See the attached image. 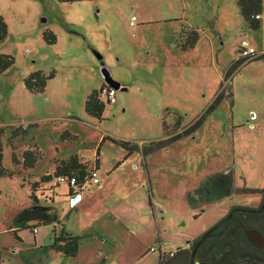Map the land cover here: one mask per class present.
Masks as SVG:
<instances>
[{
  "label": "rangeland",
  "instance_id": "1",
  "mask_svg": "<svg viewBox=\"0 0 264 264\" xmlns=\"http://www.w3.org/2000/svg\"><path fill=\"white\" fill-rule=\"evenodd\" d=\"M260 14V27L250 29L236 0H0L7 25L0 54L14 58L0 73V145L7 170L0 175V264H158L161 251L165 264H173L181 257L171 258L175 250L190 249L231 208H258L264 188V57L234 68L222 96L208 103L242 39L264 52V0ZM44 30L56 35L54 43L43 39ZM194 35V48L182 50ZM37 70L54 76L43 92H30L23 79ZM106 73L120 86L113 103L100 95L104 108L96 118L85 111V100L100 90ZM12 126L25 128L24 137L10 138ZM180 129L188 132L149 149L152 140ZM65 130L70 137L62 135ZM104 136L98 156L102 187L84 191L89 207L80 197L73 208L67 183L42 177L53 176L55 160L69 153L92 165ZM118 140L144 142L151 153L148 175L137 153L111 170L124 153ZM32 143L41 157L24 169L21 153ZM223 170L234 175L230 195L189 200L188 192ZM51 205L58 223L36 232L19 228L17 237L8 231L19 212L28 208L26 215L36 216L41 206L55 212ZM246 223L260 226L256 217ZM54 227L57 234L65 227L82 236L76 256L48 247Z\"/></svg>",
  "mask_w": 264,
  "mask_h": 264
},
{
  "label": "trees",
  "instance_id": "2",
  "mask_svg": "<svg viewBox=\"0 0 264 264\" xmlns=\"http://www.w3.org/2000/svg\"><path fill=\"white\" fill-rule=\"evenodd\" d=\"M61 2H73L77 0H59ZM236 3L239 7L240 14L242 16L244 25L246 28L257 29L260 27V19L255 18L256 13L261 12L262 0H236ZM7 35V25L4 21V18L0 16V43L5 39ZM43 39L48 43H54L56 40V35L49 30L42 31ZM190 42L188 46L181 45L182 49H189L194 46L196 41V35L190 37ZM264 57V52L260 55ZM257 56L251 60L257 59ZM244 60L235 59L230 64V69L237 67ZM14 63V58L8 54H0V73L9 68ZM54 76V72L48 74L43 73L41 70H37L28 74L24 79V85L31 92H42L45 88L46 82L48 79ZM223 92L220 91L216 96L215 100L211 104L213 106L217 100L222 96ZM85 111L96 118L101 116V113L104 108L103 102L100 100L99 91H92L85 100ZM203 118V116H202ZM198 122V121H197ZM11 131L10 138H14L17 134H24L26 129L18 126ZM162 127L164 129V121L162 120ZM188 131L186 129L179 130L168 136L165 139L152 140L150 142L149 149H153L159 146L164 145L165 142L176 140V138L184 135ZM4 133V127H0V136ZM108 138V136L103 137ZM113 141H116L113 139ZM120 145L127 150V154H130L134 150L138 149L136 143H132L128 140H118ZM143 154H147L146 146H142ZM39 153L37 150L26 149L22 152V164L25 168H30L36 162ZM2 147L0 145V175L7 174V170L2 164ZM13 160L19 163V160L15 155H13ZM98 156L96 155L95 161L97 162ZM87 164L82 163L78 160L76 156H70L66 160H61L56 167L54 175H45L42 177V181H47L53 177L61 174L67 173L70 175L77 176L79 181H83L84 177L87 175ZM37 186H35L36 188ZM235 190L234 184V175L229 170L217 171L216 173L210 175L208 178L203 180L192 192H188V198L190 201L195 202L199 197V200L211 201L215 198H222L230 195ZM250 190V189H243ZM31 199L34 202H37V198L32 195ZM30 210L26 208L25 212H19L13 219V224L15 229L31 227L37 228L36 225L50 224L57 220L56 213L50 210L47 206H41V212L36 215L27 216ZM246 216L256 217L260 223V226H256L264 233V204L257 213H246ZM29 221H35L33 224H29ZM243 227H247L246 220L241 218H234L227 223L224 221H219L213 226V232L209 237L198 247L197 257L201 260L211 262L213 264H264V250L256 248L247 240V237L243 231ZM13 230V232L15 231ZM15 233V232H14ZM17 237V235L15 234ZM80 236L72 235L69 233L58 234L53 237V243L49 245V248L57 252H61L67 256L76 255L79 244ZM193 247V242L190 249L187 248H178L171 254V258L174 256H181L179 259H175L173 264H183L186 263L189 259L190 251ZM165 253L160 257L158 264H165ZM172 264V263H171Z\"/></svg>",
  "mask_w": 264,
  "mask_h": 264
},
{
  "label": "crops",
  "instance_id": "3",
  "mask_svg": "<svg viewBox=\"0 0 264 264\" xmlns=\"http://www.w3.org/2000/svg\"><path fill=\"white\" fill-rule=\"evenodd\" d=\"M260 19H261V14H260ZM192 48H194V46L192 47ZM192 48H189V49H192ZM182 49V48H181ZM188 49V50H189ZM182 50H186V49H182ZM251 61V60H250ZM239 66V65H238ZM229 67H230V65L225 69L226 71H228V69H229ZM236 68V67H235ZM231 70V71H230ZM229 70V72H226L225 73V75H223L222 77H221V81H223V83L221 82L220 83V87H219V89L218 90H216V92H215V94H214V96H212L211 97V99H210V102L208 103V105L209 104H211V103H213V101L215 100V98H216V96L218 95V93L220 92V91H222L223 93H224V88H225V86H226V84L228 83H230V81H231V78H232V76H231V74L234 72V68H232V69H230ZM233 70V71H232ZM46 86V85H45ZM31 92V91H30ZM43 92V91H42ZM255 116V113H253L252 114V116L251 117H254ZM5 125V124H4ZM4 125H2V126H0V127H3ZM15 127H17V128H19L18 126H12L11 128L13 129V128H15ZM163 128V127H162ZM181 130V129H180ZM163 131H164V129H163ZM24 134H17V136H15L14 137V139L15 138H19L20 139V137H22ZM62 135L63 136H68V137H70V133L67 131V130H65L63 133H62ZM168 136H170V135H164L162 138H158V139H154V140H160V139H165V138H167ZM24 137V136H23ZM105 137V136H104ZM17 140V139H16ZM104 141V139H103V137L101 138V141H100V144L99 145H97V148H96V155L97 156H99V148H100V145L102 144V142ZM15 142V141H14ZM138 142V144L136 143V142H134V143H136L139 147H138V149L137 150H134L133 152H131L130 154H127V150L124 148V147H122V149L124 150V153H122V154H120L117 158H115V160H114V162L112 163V169L111 170H116V169H119V167L121 166V165H123L126 161H129L131 158H132V156H136L135 154L137 153L139 156H140V159H139V161H140V163L143 165V167H144V169H145V171L147 172V175L149 174V163H148V158H149V156H150V154H143V152H142V146H143V144H144V142H142V140H138L137 141ZM26 149H31V150H37L38 151V153H39V156H38V158L36 159V162H37V160L38 159H40V157H41V152H40V150H39V148H38V146L37 145H35V144H30V145H28V147L27 148H25L24 150H26ZM23 150V151H24ZM22 151V152H23ZM59 152V151H58ZM153 152V151H152ZM21 156H22V153H21ZM70 156H76L77 158H78V160L80 161V162H82V163H86L87 164V168L90 170V168L91 167H93V166H96L97 168H98V171H100L99 169H100V160H99V157H98V160H97V162L94 160V162L92 163V165H91V161L90 160H85V159H83V158H81V157H79L78 155H77V153L75 152V153H69L66 157H59V158H57L56 160H55V170H56V167H57V165L59 164V162L61 161V160H66V159H68ZM96 157V156H95ZM36 162L34 163V165L32 166V167H30V168H25L24 167V169H32L34 166H35V164H36ZM131 164L133 165V168H136L137 167V163H136V161H134V160H131ZM87 169V170H88ZM88 170V171H89ZM62 174V173H61ZM46 175H51V173H48V174H46ZM147 180L149 181V179L147 178ZM93 185L91 184V185H89V186H87L86 188H84V190L82 191V195H83V193H84V191H87L88 189H90V188H92L93 190H94V188L92 187ZM97 186L98 187H102V182H101V180H100V178H99V182H98V184H97ZM69 193H70V188L68 187V195H69ZM81 195V196H82ZM81 199H82V197H81ZM150 199V198H149ZM85 199H82V200H80L81 201V204H83V202H84V206H87V207H89L90 206V202L89 201H84ZM151 200V199H150ZM79 201V202H80ZM52 202V201H51ZM78 202V203H79ZM86 202V203H85ZM78 203H77V205H78ZM51 206H53V205H51ZM151 206H153V204L151 205ZM54 207V210H55V213H56V217H57V220H55L54 222H52V223H58L59 221H60V219H59V216H58V214H57V211H56V209H55V206H53ZM75 208L77 207L76 205L74 206ZM73 207V208H74ZM114 217V216H113ZM13 221V220H12ZM12 224H13V222H12ZM9 225L8 226V231H10V232H12L13 234H15L16 233V235H17V230L18 229H15V225L13 224V225ZM38 226H40V225H36V227L38 228ZM15 229V233L13 232V230ZM53 231H54V234L55 235H58L57 233H56V228L54 227L53 228ZM36 232V231H35ZM66 234V233H69V234H72V235H77V236H79L78 234H73V233H71V232H69V231H67L66 229H65V227H62V229H61V231L59 232V234ZM15 236V235H14ZM16 237V236H15ZM53 237H54V235H53ZM80 237H82V236H80ZM158 238H159V240H160V236H158ZM79 249V248H78ZM176 251V250H175ZM78 252V251H77ZM172 252V251H171ZM76 255H77V253H76ZM76 255H74V256H76ZM67 256V255H66ZM73 256V257H74ZM159 258H160V253H159Z\"/></svg>",
  "mask_w": 264,
  "mask_h": 264
},
{
  "label": "built area",
  "instance_id": "4",
  "mask_svg": "<svg viewBox=\"0 0 264 264\" xmlns=\"http://www.w3.org/2000/svg\"><path fill=\"white\" fill-rule=\"evenodd\" d=\"M255 18H260V13H256ZM136 16L131 15V21L130 24H135ZM263 52L258 53L255 47H253L249 41L242 39L238 45L236 46V54L237 59H243V60H250L257 56H260ZM100 95H103L105 97L106 102L113 103L115 102V88H113L111 85H109L106 81L101 85L99 90V97ZM98 168L96 166L92 167L87 175L84 177L83 181H79L77 179V176L70 175L67 173H62L57 176H55L56 182H66L68 187L70 188V206L73 207L78 200L81 197L80 191H83L84 188L91 184H98L99 177H98ZM37 228H33V231H36ZM153 249V248H152ZM154 250V249H153ZM160 257L164 254L162 251L159 252Z\"/></svg>",
  "mask_w": 264,
  "mask_h": 264
},
{
  "label": "water",
  "instance_id": "5",
  "mask_svg": "<svg viewBox=\"0 0 264 264\" xmlns=\"http://www.w3.org/2000/svg\"><path fill=\"white\" fill-rule=\"evenodd\" d=\"M106 82L111 85L113 88H119L120 82L113 79L109 74L106 73ZM125 89V87H122ZM249 208H245L244 210H248ZM250 210V209H249ZM213 230V227L208 229L206 232H204L200 237H198L193 242V247L190 251L189 259L186 263L183 264H213L211 262L201 260L197 257V249L198 247L209 237ZM245 234L248 238V241L255 247H263L264 248V235L261 233L260 230L256 228H248L245 229Z\"/></svg>",
  "mask_w": 264,
  "mask_h": 264
},
{
  "label": "flooded vegetation",
  "instance_id": "6",
  "mask_svg": "<svg viewBox=\"0 0 264 264\" xmlns=\"http://www.w3.org/2000/svg\"><path fill=\"white\" fill-rule=\"evenodd\" d=\"M264 204V188H263V190H262V201H261V205L258 207V208H253V207H247V206H237V207H233V208H231L229 211H228V214H227V216L224 218V219H222V220H220V221H224L225 223H227L228 221H230V220H232V219H234V218H236V219H238V218H243L244 220H246V219H249V218H251L250 216H246V213H256V211H257V213L259 212V210L261 209V207H262V205ZM245 208H249L248 210H244ZM248 228H256V229H258L256 226H251V227H243V231H244V233H245V229H248ZM258 230H260V229H258ZM261 231V230H260ZM212 232H213V230H212ZM211 232V233H212ZM261 233L264 235V233L261 231ZM246 235V234H245ZM247 237V236H246ZM247 240H248V238H247ZM251 244V243H250ZM257 248V247H256ZM259 249L260 250H264V248L263 247H259Z\"/></svg>",
  "mask_w": 264,
  "mask_h": 264
},
{
  "label": "bare ground",
  "instance_id": "7",
  "mask_svg": "<svg viewBox=\"0 0 264 264\" xmlns=\"http://www.w3.org/2000/svg\"><path fill=\"white\" fill-rule=\"evenodd\" d=\"M253 113H254V112H253ZM253 113H252V114H253Z\"/></svg>",
  "mask_w": 264,
  "mask_h": 264
},
{
  "label": "clouds",
  "instance_id": "8",
  "mask_svg": "<svg viewBox=\"0 0 264 264\" xmlns=\"http://www.w3.org/2000/svg\"><path fill=\"white\" fill-rule=\"evenodd\" d=\"M260 19V18H259ZM245 61V60H244Z\"/></svg>",
  "mask_w": 264,
  "mask_h": 264
}]
</instances>
